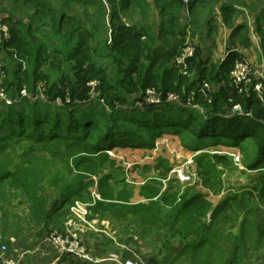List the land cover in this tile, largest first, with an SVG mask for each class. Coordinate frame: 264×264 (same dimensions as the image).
I'll return each mask as SVG.
<instances>
[{
    "label": "trees",
    "instance_id": "16d2710c",
    "mask_svg": "<svg viewBox=\"0 0 264 264\" xmlns=\"http://www.w3.org/2000/svg\"><path fill=\"white\" fill-rule=\"evenodd\" d=\"M24 1L34 7L29 22L18 21V25L10 26L9 41L0 45V59L2 56L9 59L13 54L18 58L11 74L15 79L8 82L4 78L3 83L14 94L26 84L31 93V98H22L15 105L0 102V245L3 242L9 246L10 237H17L26 229L47 226L57 210H62L65 216L75 199L85 201L93 183L89 169H97L106 162L113 163L106 150L114 147L152 148L155 140L164 133L181 139L187 135L188 140L183 146L188 150L223 145L239 151L245 168L255 171L264 167V103L254 93L237 92L230 82L235 61L243 59L241 54L231 51L221 62H213L208 57L203 58L202 50L195 46L193 56L187 60L186 74L174 60L185 46L187 29H200L197 13L207 6L209 14L204 28L206 37L212 39L217 25L216 15L210 14V10L216 5L218 15L226 23L233 21L238 8H260V24L254 29L260 35L264 56V0L250 3L244 0H189L187 10L191 16L184 23L181 15L185 5L181 0H77L85 8L83 16L58 12L48 1ZM93 6L97 20H92V13L86 9ZM107 7L108 12L105 11ZM153 8L161 18L157 23L149 24L146 12H153ZM138 10L141 21L134 18ZM105 13L107 21H104ZM121 14L128 21L123 20ZM96 23L107 26L102 56L108 61L100 62V65L96 61L99 51L92 45L100 29ZM45 27L53 37L62 38L60 46L51 47L38 36ZM246 28V23L233 26L231 37H242ZM1 69L8 71L5 66ZM91 81L97 82L96 91L109 109L101 103L102 109L91 106L94 101H86ZM204 81L213 86L209 99L201 91ZM40 83L46 100L41 105L37 102L41 100ZM149 87L159 91L162 97L174 93L183 102L191 97L204 112L165 102L133 107V101ZM56 98L63 104L52 103ZM232 103H240L251 116L228 112ZM121 113L123 116L117 117ZM53 144H63L70 149L77 147L59 176L48 181L51 186L61 183L60 201L56 205L48 204L41 190L40 184L45 179L33 175L28 168L36 150L47 149ZM193 161L203 187L215 193L222 189L221 177L225 169L234 165L228 155L218 152L199 154ZM157 179H150L140 186L139 194L145 201L132 207L113 205L139 214L144 234L160 236L161 250L148 255L147 264H166L167 258L160 256L163 248H172L174 240L181 242L174 258L187 256L191 259L189 264H194L198 250L214 244L211 232L229 209L244 207L253 213V207L245 201L250 200L254 191L264 199V181L255 184L253 191L251 188L241 194L228 195L212 205L203 193L187 197L185 191L179 194V189L171 191L167 187L161 190ZM107 189V183L97 179V190L102 198ZM14 191L21 192L29 206L26 225L13 230L15 221L9 217L5 204L9 205ZM108 196L111 197V193ZM100 204L97 201L95 208ZM165 206L169 207L167 211L163 209ZM208 212L209 223L205 220ZM256 242L260 243V239ZM224 245L223 249L230 248L225 242ZM240 247L234 243V250ZM0 264H3L1 258Z\"/></svg>",
    "mask_w": 264,
    "mask_h": 264
},
{
    "label": "rangeland",
    "instance_id": "374dc122",
    "mask_svg": "<svg viewBox=\"0 0 264 264\" xmlns=\"http://www.w3.org/2000/svg\"><path fill=\"white\" fill-rule=\"evenodd\" d=\"M48 1L52 7L57 9L58 12L61 11H68V12H73V14H77L78 16H83V11H84V6L83 4L77 2V0H44ZM183 3H186L184 6V16L186 19L191 16L189 13L188 9V2H184L181 0ZM238 2L243 1V0H237ZM249 2L254 1V0H244V2ZM257 1V0H255ZM199 4V3H197ZM240 6L242 5L239 3ZM93 7L86 8L92 13V20H97L98 14L96 11L93 10ZM154 9V8H153ZM204 11H209L208 6L206 8H203ZM249 13H252V15H255L258 13L261 14V10L259 7L255 9H248ZM34 11L33 4L25 2L24 0H0V16L4 18V21L8 22L10 26H16L18 25V21H24V22H29L30 17ZM105 11H109V8H105ZM148 13V14H147ZM122 15V19L125 21H128L126 17H124V14ZM106 16L104 18H107L106 13L104 14ZM196 17V14L194 15ZM251 16V15H250ZM146 17L148 18L149 24H154L155 21H159L161 18V14L159 12L155 13V9L149 12H146ZM134 18L137 21L142 20L141 16V11H137V13L134 15ZM185 18L183 20H185ZM134 19V20H135ZM259 19V18H258ZM107 21V19H106ZM95 23V22H94ZM106 23V22H105ZM231 21L230 23H227L228 26H231ZM198 24L200 25V21H198ZM99 29V33L93 39L92 45L93 47L98 50V54L96 57L97 64L100 65V62L103 63V61H108L107 58L102 56L105 53V40H106V25L105 26H99L98 23H96ZM36 25L34 24L33 27ZM253 27L255 28V22H253ZM199 28V26H198ZM248 29V28H247ZM246 29V30H247ZM249 30V29H248ZM188 31V36L185 42L186 44L192 45V47L195 48V46H198L200 49L203 47V43L205 40L202 38L204 37L201 32H198L200 30H192L190 27L187 29ZM252 32L258 36V39L260 40V35L255 31V29L252 30ZM38 36L43 40L47 41L48 44H50L51 47L55 46H60L62 44V38L58 40V38L53 37V34L49 31V28H43L41 29L40 32L37 33ZM182 49V48H181ZM205 49V47H204ZM209 51V59L213 62H215V56L212 55V52H215V48H210ZM211 54V55H210ZM101 55V56H98ZM201 55L204 57L205 54ZM207 57V56H206ZM18 58L15 54H13L9 59L5 58L2 56V59H0V66H5L8 71L3 70L1 72V79L2 85L7 89L8 95H17L13 93L12 89H9L7 85L3 83V79L6 78L7 81L12 82L13 79H15L11 74L15 70V66L17 65ZM13 65V67H10V65ZM24 66L26 67L27 65L24 63ZM112 74V72H110ZM25 88H27L28 93L30 92L28 90V87L26 84H23ZM39 88V93L42 92L43 94V84L41 83L38 86ZM30 94V93H29ZM205 96V95H204ZM210 93H208L205 98L209 99ZM57 99L60 100V98H56L53 100L52 103H56ZM94 104L91 106H97L98 108L102 109V105L99 104L101 103V100L104 98L99 95V93L96 94L93 98ZM46 101V100H45ZM62 102V100H60ZM39 105H41V102H44L43 100H38L37 101ZM105 103V101L103 100ZM187 102V101H186ZM190 105H187L186 107L194 110L195 112L200 113V111L193 107L194 102L190 101ZM63 103H61L62 105ZM108 105V104H107ZM150 106V105H148ZM199 106V104H198ZM2 107H0L1 109ZM123 116V113L118 114L117 117ZM188 137L185 135L184 138H180L178 136H174V138H169V137H158L155 140L154 146L151 148L149 147H144L146 150H144L142 153L141 151H135L133 150H128L124 151L123 153H119L116 147L112 148L114 156L111 155L113 160L118 161H125L126 163L131 164V168L128 169L127 171L124 170V175L128 178H147V177H156L160 179H164L167 177L169 174L170 169L177 163L182 162L184 159H187L191 157L193 160L195 159L196 156L202 153H212V152H220L223 150H227L223 145H218L216 147H205L201 150L198 151H192L188 150L183 146L184 141H187ZM20 148V147H19ZM54 151V153H53ZM77 152V147L74 149H70L69 147L63 146V144H53L49 146L47 149H38L33 153V161L28 164V168L30 169V172L33 175H37L38 177H42L45 180L41 182V190L43 194L47 198V203L48 204H53L56 205L60 201L59 191L60 185L57 186H51L48 181L51 177H58L59 172L64 170L65 165L68 164V162L71 159V154ZM107 153V152H106ZM126 153V154H125ZM10 154V153H9ZM110 155V154H108ZM135 155V157H133ZM130 157V158H128ZM133 161H139L140 163L151 161L150 164L142 166V164L135 165ZM161 161V162H159ZM115 162V165H116ZM160 164H157V163ZM191 164L192 169H194V164L195 162H192ZM144 164V163H143ZM157 164V165H156ZM111 165L113 163H104L101 167L95 168L91 167L89 169L90 173L88 175L95 177V179L99 178V176L105 175L107 170L111 169ZM157 167V168H156ZM113 170V169H111ZM161 174H165L164 176H161ZM223 177L222 179V189H230L228 191V195L232 194H241L246 191H249L251 188V191H253V186L255 184H258L262 181H264V167H262L259 170L255 171H245L244 169H240L235 165H232L228 168L225 169L223 172ZM228 176V178L226 177ZM252 177V178H251ZM246 179L247 185H234L232 184V179ZM132 179V180H133ZM200 179H202L200 177ZM230 179V180H229ZM95 181V180H92ZM175 178L171 177L169 180L166 181L167 185L177 188L179 190L185 191L186 188L189 187H184L181 185ZM252 181H256L255 184H252ZM94 186V182L92 183L91 187ZM184 187V188H183ZM205 188V187H204ZM207 189V188H206ZM208 190V189H207ZM210 191V190H208ZM213 195H217L218 193H215L213 191H210ZM77 200V199H75ZM82 201V200H81ZM9 205L6 206L5 208L7 210V213L9 217L13 221H15V227L17 226H23L26 225V217L28 214V204L23 197L22 193L19 191H14L13 194L11 195V199H9ZM248 206L251 205L254 209V212L249 213L245 210L244 207L238 208L236 210L229 209L225 215L222 217L221 220L218 221L217 225L213 228L211 234L213 233V242L214 244L212 246L204 247L199 251V255L195 258V263L194 264H258L257 262H254L256 255H264V233L261 235L259 234L257 236V233L254 231V225L251 222V219L254 218V215L256 214L255 212L261 211L264 209V199H261L258 192L254 191L252 197H250L249 201H245ZM258 213V212H257ZM67 214L65 215L64 221L66 220ZM226 235V236H225ZM178 239V238H177ZM225 239V240H224ZM260 239V243H257V246H252V242L257 241ZM225 244L229 245L230 248L228 249H223L225 247ZM240 244L242 247L239 248V250H234V243ZM1 244H4L1 242ZM250 244L251 247L248 245ZM147 250L146 253H151L152 252H159L161 249L159 247V242L152 240H149L147 243ZM224 246V247H223ZM248 246V247H247ZM150 249V251H149ZM254 249L258 252L256 253ZM145 251V249H143ZM165 254H161L160 257L161 259H164L163 257H166L168 250L163 248V251ZM142 257V256H141ZM170 259V258H169ZM168 259V260H169ZM172 260V257H171ZM190 257L183 256V258L177 260V262H173V264H189L190 263ZM167 263V262H166Z\"/></svg>",
    "mask_w": 264,
    "mask_h": 264
},
{
    "label": "crops",
    "instance_id": "0c3cea01",
    "mask_svg": "<svg viewBox=\"0 0 264 264\" xmlns=\"http://www.w3.org/2000/svg\"><path fill=\"white\" fill-rule=\"evenodd\" d=\"M217 6L218 5H216L212 11L210 10V14L216 15L215 18L217 25V31L212 39H208L206 37L204 28V21L207 14H209V11L203 12L204 10L199 9L197 13L199 17L197 20L200 21V31L198 32L202 33L204 36L202 40H205L203 47L201 48L202 54L205 55L202 57H209L208 50H210V48H215V52H212V55L215 56V62H221L231 51H238L241 56L251 65L260 67L262 62H264V57L262 56L263 54L261 50L262 43L259 39L258 43L252 39V30L254 29L253 22H255L256 27L260 24V14L258 15L257 13L255 16L252 15V13H249L246 9L238 8L237 14L233 18V23H231V26H228L227 23L224 22L223 18L218 15ZM155 13H157L156 9ZM181 16L182 22L184 23L187 19L185 18L184 13H182ZM184 18L185 20H183ZM155 22L157 23L158 21ZM240 23H246L249 30L246 28L247 30L242 32V37H239L238 35V37L235 36L232 38L231 31L233 26L235 27ZM166 136L169 138H174L175 135L164 133L161 137L165 138ZM116 148L119 150V153H123L125 150H133V152L137 150L141 151L142 153L144 150H146L144 147ZM133 157H135V155ZM116 161L113 160V165H111V169L113 170H107L105 175L99 176V178H97L101 179V181L103 180V182H106L109 189L106 190V195L103 196L105 198H102L98 193L100 199L97 201H99L101 204L96 208L94 204L90 208L88 219L94 221V228L84 226L81 231H78L80 242L86 247L88 252L92 256L99 259V261H86L72 254H65L57 259L58 252L51 241L50 235L53 230L64 232L66 229L64 221L65 216L61 213L62 210H57L56 215H53L47 226L42 225L38 228H29L24 230L17 237H10L9 246L11 248H16L19 252H25L22 258V264H117L115 261L108 259L113 254L120 257L138 256L144 261L147 260L148 255H151L153 252L151 251V253H146V243L149 240H152V242H159L160 236L151 233L144 234V227L140 225L141 217L139 214L121 209L119 207H113V205H127L128 207H132L139 202L145 201V198L139 194L140 186L146 181L156 177L130 179L124 175L126 162ZM133 162L135 165L142 164V166H144L150 164L151 161L143 162L144 164L140 163L139 161ZM106 163L109 164V162ZM245 171L249 172L254 170L245 168ZM226 177L228 178L227 175ZM91 178L94 180L95 177ZM97 179L93 181L96 183V187ZM157 180L159 181L158 186L161 187L162 182L160 181V178ZM232 180V184L234 185H247L246 179L238 178ZM255 182L256 181H252L251 183L255 184ZM167 187H169L171 191L178 190L177 188H173L169 185H167ZM91 189L92 187H90V192ZM228 191H230V189H221L217 195H213L206 188L200 187L198 185L186 188L185 190L187 197H190L195 193L205 194L206 199L209 200L212 205H216L219 201L228 196ZM110 193L112 195L111 197L108 196ZM90 200L91 195H88L85 201ZM97 201H95V203ZM163 209L164 211H167L169 207L165 206ZM257 212H255L256 214L254 215V218L251 219L250 223L254 225V228L256 229L255 232L257 234L260 232L264 233V209L262 212ZM209 214L210 212L206 214L205 218L207 223H209L211 220ZM164 232L165 231H163V233ZM174 241V245L168 250L165 257L167 258L166 264H173V262H177V260L183 258V256L177 257V259L174 258L177 254V250L181 247V242L177 243L178 240ZM252 244V246H257L256 241L254 243L252 242ZM248 246L251 247L250 245ZM143 249H145V251H143ZM254 251L258 253L255 249ZM162 254L165 253L163 252ZM254 262H257L258 264H264V255H256Z\"/></svg>",
    "mask_w": 264,
    "mask_h": 264
},
{
    "label": "built area",
    "instance_id": "2783aa9c",
    "mask_svg": "<svg viewBox=\"0 0 264 264\" xmlns=\"http://www.w3.org/2000/svg\"><path fill=\"white\" fill-rule=\"evenodd\" d=\"M187 2V0H183ZM186 5V3H184ZM253 40L258 43V37L253 33ZM10 39V25L8 22L4 21V18L0 16V45L5 44ZM194 54V47L190 44H186L180 53L175 56L174 60L179 69L186 74L187 60ZM263 56V55H262ZM264 57V56H263ZM264 61V60H263ZM0 72H3L0 66ZM0 80L1 77H0ZM230 82L234 89L239 93L251 94L254 93L255 96L264 103V62L260 67L251 65L247 60L237 59L234 63V68L230 73ZM96 81H91L89 84L91 86L89 97L86 101H93V97L96 96ZM213 89V86L208 82H203L201 88L202 93L206 96ZM30 93V92H29ZM27 88L22 87L17 95H8L6 88L2 85L0 81V102L2 104L10 106L15 105L22 98H31V93L29 94ZM40 99L45 100V95L40 93ZM187 102H183L177 94L168 93L165 97H162L161 93L155 88H147L144 92L140 93V96L135 99L132 103L133 107H146L148 105H159L162 102L175 104L180 106L190 105L192 101L191 97L186 99ZM193 102V101H192ZM56 103L61 104L62 102L57 99ZM101 104L109 109V106L101 100ZM192 104V103H191ZM200 113L204 112V108L198 103L194 106ZM228 112L235 114H246L251 116V112H246L240 103H232L228 109ZM110 156H114L112 149L106 150ZM218 153L226 154L232 159V163L240 169L245 167L242 164V157L238 150L233 148H228L227 150L220 151ZM193 159L191 157L184 159L182 162L175 164L169 171L166 178L160 179L161 190L167 188L166 181L171 177L175 178L184 187L200 186L203 187L202 181L198 173L192 169L191 164ZM131 168L130 163H125V171ZM95 180V178H94ZM183 187V188H184ZM182 190H179V194ZM90 201L74 200V202L69 206V214L65 220L66 229L64 232L53 230L50 238L51 241L58 252V258L65 254H72L81 259L90 262H97L99 259L92 256L86 247L80 242L78 231H81L84 226L89 228H94V221L88 219L90 213V208L95 204V201L100 199L97 191L96 183L90 192ZM25 252H19L16 248H11L6 244L0 245V258L3 264H22V258ZM108 259L115 261L117 264H147L142 258L138 256H125L120 257L118 255H111Z\"/></svg>",
    "mask_w": 264,
    "mask_h": 264
}]
</instances>
